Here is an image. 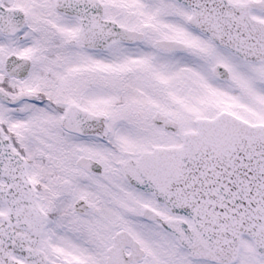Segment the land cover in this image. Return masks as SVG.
<instances>
[{
    "label": "snow or ice",
    "instance_id": "snow-or-ice-1",
    "mask_svg": "<svg viewBox=\"0 0 264 264\" xmlns=\"http://www.w3.org/2000/svg\"><path fill=\"white\" fill-rule=\"evenodd\" d=\"M0 264H264V0H0Z\"/></svg>",
    "mask_w": 264,
    "mask_h": 264
}]
</instances>
